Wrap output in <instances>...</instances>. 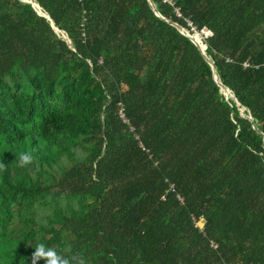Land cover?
Listing matches in <instances>:
<instances>
[{
  "label": "trees",
  "instance_id": "1",
  "mask_svg": "<svg viewBox=\"0 0 264 264\" xmlns=\"http://www.w3.org/2000/svg\"><path fill=\"white\" fill-rule=\"evenodd\" d=\"M32 1L50 19L0 0V264L39 243L87 264H264V0H153L213 31L240 105L149 0Z\"/></svg>",
  "mask_w": 264,
  "mask_h": 264
},
{
  "label": "clouds",
  "instance_id": "2",
  "mask_svg": "<svg viewBox=\"0 0 264 264\" xmlns=\"http://www.w3.org/2000/svg\"><path fill=\"white\" fill-rule=\"evenodd\" d=\"M17 159L20 167L28 166L33 161L32 155L26 152L20 153ZM40 261H43L44 264H87L85 257L80 253H73L70 257L65 256L62 252H58L44 243H39L32 253V264H39Z\"/></svg>",
  "mask_w": 264,
  "mask_h": 264
},
{
  "label": "built area",
  "instance_id": "3",
  "mask_svg": "<svg viewBox=\"0 0 264 264\" xmlns=\"http://www.w3.org/2000/svg\"><path fill=\"white\" fill-rule=\"evenodd\" d=\"M169 2L170 4H174L173 0H165ZM175 13L178 17H183L185 21L187 22V27L183 26V29L187 31V33L195 38L200 44L207 46L206 40L213 35V31L208 27H203L201 29L198 28V26L195 24V22L190 17L183 16V13L181 12V9L179 7L175 8ZM182 33V32H181ZM85 35V34H84ZM245 66H248L249 63L245 62ZM118 116L121 119V121L124 124H127L131 130H133V126L130 125V122L128 118L125 115L124 107L120 104L118 108ZM136 138H138L136 136ZM140 146H142L141 142H139ZM166 181H168L166 179ZM169 182V181H168ZM167 191L175 192V196L177 200H179L180 203L184 202V197L179 193L176 192L175 185L172 182H169Z\"/></svg>",
  "mask_w": 264,
  "mask_h": 264
},
{
  "label": "water",
  "instance_id": "4",
  "mask_svg": "<svg viewBox=\"0 0 264 264\" xmlns=\"http://www.w3.org/2000/svg\"><path fill=\"white\" fill-rule=\"evenodd\" d=\"M23 1H26V2H30V3H32L33 6L36 8V10L39 12V14L44 15V16H46L47 18L50 19V16H49L47 13H44V12L42 11V9H41V7H40V5H39L38 3H36V2H34V1H32V0H23ZM149 1H150V3H151V5H152V7H153V9H154V11H155V13H156L158 16H160L161 18L165 19V20L168 21L170 24L174 25V26H175L176 28H178V29H179L184 35L188 36L193 42H195V43L199 46V48H200L201 51H202V54L204 55V57L206 58V60L211 64V66H212V68H213L214 78H215L216 82H217V83L223 88V90H224V92H225V94H226L227 96H230V97L234 98L235 101L238 103V105H240V102H239L238 99L235 97V95H234V93L231 91V89L228 88L227 86H225V85L221 82V80H220V78H219V75H218V73H217V71H216V68H215L214 62L211 60V58L208 56V54H207V52H206L207 46L200 44L195 38H193L192 36H190V35L187 33V31L183 29V26H182L181 24H179L178 22H176V21H174V20H172V19H169V18L164 17V16L159 12V10L157 9V6H156V4L154 3V1H153V0H149ZM52 25L55 27V25H54L53 22H52ZM55 29H56L57 32H61L59 28L55 27ZM62 34H63V37L66 38V39L68 40V42L71 43V40H70V38L68 37V35H67L65 32H62ZM241 113L243 114V116L248 117V118H251L249 115H247V114L245 113L244 108H241Z\"/></svg>",
  "mask_w": 264,
  "mask_h": 264
},
{
  "label": "rangeland",
  "instance_id": "5",
  "mask_svg": "<svg viewBox=\"0 0 264 264\" xmlns=\"http://www.w3.org/2000/svg\"><path fill=\"white\" fill-rule=\"evenodd\" d=\"M198 225H199L200 227H202V226H203V223H202L201 221H199V222H198Z\"/></svg>",
  "mask_w": 264,
  "mask_h": 264
}]
</instances>
